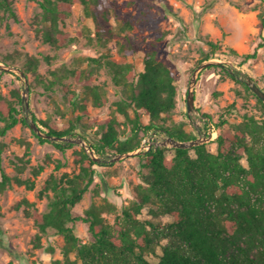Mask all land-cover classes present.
Masks as SVG:
<instances>
[{"label":"rangeland","instance_id":"1","mask_svg":"<svg viewBox=\"0 0 264 264\" xmlns=\"http://www.w3.org/2000/svg\"><path fill=\"white\" fill-rule=\"evenodd\" d=\"M12 1L18 19L0 21V61L21 69L27 76L30 109L23 110L24 116L48 121L60 131L75 126V135L68 137H81L88 145L100 139L105 121L113 116L122 123L123 135H129L133 125L117 112L116 106L125 94L122 87L116 86L107 62L130 63L137 76L144 71L145 58L156 53L174 72L177 106L152 124L150 116L143 113L144 125H153V131L162 126H182L197 134L199 128L188 114L187 98L195 71L209 60L224 66H210L200 73L195 87L197 112L202 117L210 115L218 131L235 132L250 117L264 125L263 106L228 74V69L241 71L264 89V0H100L102 8L93 6L92 14L82 3L75 2L60 24L70 40L61 48L45 41L43 0ZM99 28L112 29L113 38L101 42L96 34ZM123 45L126 53L121 52ZM207 57L211 58L205 60ZM93 58L101 64L94 63L92 82L103 87L106 97V103L98 107L85 92L86 78L71 74L73 70L87 69ZM30 59H37L39 64L35 71L25 72ZM0 72L4 73L0 93L11 99L12 92L19 89L23 97L25 80L14 72ZM56 74L63 76L60 79ZM130 115L134 118L133 111ZM221 121L225 124L221 125ZM34 133L30 127L18 124L0 139L1 166L11 178L5 190L0 191V264H51L64 258V237L53 229L41 233L30 214L50 211L54 193L44 191L46 183L52 176L60 180L65 174L76 175L79 166L75 151L83 147L74 144L61 151L53 145L55 142L41 144ZM147 133L140 129L138 139ZM247 140L251 141L250 137ZM207 147L217 152L215 142H209ZM173 155V151L167 152L169 158ZM108 157L114 156L104 157L112 166L98 168L93 184L73 213L85 217L87 210L103 206V216L115 224L117 215L138 201V187L147 184L139 175L138 155L119 161ZM242 163L248 165L246 157ZM138 218L157 226L174 220L154 204L146 206ZM76 234L83 243L94 241L82 221L78 222ZM168 242L169 238H156V255L148 259L157 263ZM235 242L230 244L228 257H243L236 245L249 251L253 259L263 249L257 236L249 232L242 233ZM71 257L76 258L75 254Z\"/></svg>","mask_w":264,"mask_h":264},{"label":"trees","instance_id":"2","mask_svg":"<svg viewBox=\"0 0 264 264\" xmlns=\"http://www.w3.org/2000/svg\"><path fill=\"white\" fill-rule=\"evenodd\" d=\"M75 2L82 3L91 14L93 6L102 8L100 0L42 2L47 23L45 41L54 47L61 48L70 41L60 24L69 16ZM10 17L18 19L14 2L0 0V21ZM261 27L264 28V15H261ZM96 34L101 42L114 36L112 29L99 28ZM126 50L123 45L121 52L126 53ZM90 61L87 69L73 70L71 74L86 78L85 92L98 107L106 103L105 91L92 80L94 63L101 64V61L94 58ZM38 64L37 59H30L25 72L35 71ZM144 64V71L136 76L130 63L107 62L116 86L123 88L125 96L116 104L117 112L133 125L131 134L123 135L122 123L116 116L107 119L100 139L90 145L101 160L95 161L83 148L75 151L79 172L74 176L65 174L60 180L52 176L44 189L54 193L50 211L30 214L41 233L53 229L64 237V258L51 264H264V125L253 117L238 125L235 132L219 130L214 141L218 146L216 153L208 149V143L190 149L158 147L140 153L139 175L147 187L143 184L138 187V201L124 208L115 224L108 223L103 216V206L87 210L85 217L73 213L93 184L98 168L112 166L104 157L136 151L143 140L138 139V131L155 129L151 124L172 113L177 106L178 89L171 68L159 60L156 53L147 56ZM233 72L228 69L229 76L244 85L264 108V102L239 79L245 75L241 71ZM3 75L0 72V80ZM56 75L60 79L63 76ZM143 113L150 116V125L141 122ZM205 116L214 124L210 115ZM33 119L53 136L75 135V126L60 131L48 121ZM18 124L30 127L23 115L21 91L14 90L11 99L0 93V139ZM224 124L225 121H221V125ZM156 130L179 141L198 138V133L187 132L182 126H162ZM34 135L41 144L51 143ZM53 145L61 151L75 147L74 143L55 142ZM2 146L0 141V154ZM169 150L174 152L171 158L167 156ZM244 157L247 166L242 163ZM144 170L149 173L145 174ZM10 181L0 162V191H4ZM150 204L159 205L162 212L172 215L174 220L166 226H157L139 219L138 215ZM81 221L88 225L93 242L83 243L76 234ZM245 232L257 236L263 249L253 259L249 251L236 245L243 257H228L230 244H236L235 239ZM161 236L169 238V242L163 247L159 261L154 263L147 256L156 255L155 239Z\"/></svg>","mask_w":264,"mask_h":264},{"label":"water","instance_id":"3","mask_svg":"<svg viewBox=\"0 0 264 264\" xmlns=\"http://www.w3.org/2000/svg\"><path fill=\"white\" fill-rule=\"evenodd\" d=\"M222 65L224 66L221 62H217L214 60H209L205 63H203L202 65H200L198 67V69L195 71L192 81L190 83V90L188 93V98H187V110H188V114L190 115L191 119L192 118H196V93H195V87L197 84V80L198 77L200 75V73L210 67V66H219ZM0 70L3 71H8V72H14L20 75V77H22L25 82H26V93L23 95L22 97V103H23V110L27 111L30 109V103H29V86H28V81H27V76L26 74L19 68H14L12 66L6 65L4 63H2L0 61ZM231 73L234 74L233 69H230ZM240 80H242L243 82L246 83V85L250 88V90L261 100L264 102V89L251 77L249 76H243V77H239ZM26 118L29 120L30 122V128L35 132V134H37L38 136L47 139L51 142H59V143H74V144H79L81 145L86 152L95 160V161H100L101 158L97 157L95 152L93 150H91L90 145L87 144V142L79 137V138H74V137H58V136H53L47 132H45L42 127L33 119V117H29L28 115H26ZM210 140L209 137L206 138H202V137H198L195 140H191V141H179L171 136H169L168 138H166L165 140L161 141L160 143H158L156 145L155 148L158 147H168V148H182V149H190L192 147L201 145V144H205L208 143ZM145 152L141 149H137L136 151L130 152V153H126V154H120V155H115L113 157V159H111V161H119L121 159L124 158H128L131 156H136L139 155L140 153Z\"/></svg>","mask_w":264,"mask_h":264},{"label":"built area","instance_id":"4","mask_svg":"<svg viewBox=\"0 0 264 264\" xmlns=\"http://www.w3.org/2000/svg\"><path fill=\"white\" fill-rule=\"evenodd\" d=\"M196 118H192L196 127H198V137H209L211 141H215L218 137V130L215 128L214 124L210 122L207 117H202L198 112H196ZM169 136L161 131H149L142 140L141 146L138 149L143 151H149L155 148L158 143L165 140ZM208 142V143H209Z\"/></svg>","mask_w":264,"mask_h":264},{"label":"flooded vegetation","instance_id":"5","mask_svg":"<svg viewBox=\"0 0 264 264\" xmlns=\"http://www.w3.org/2000/svg\"><path fill=\"white\" fill-rule=\"evenodd\" d=\"M197 133H198V130H197Z\"/></svg>","mask_w":264,"mask_h":264}]
</instances>
